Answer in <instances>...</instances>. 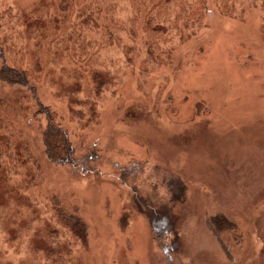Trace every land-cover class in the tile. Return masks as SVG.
Here are the masks:
<instances>
[{
	"label": "rangeland",
	"instance_id": "rangeland-1",
	"mask_svg": "<svg viewBox=\"0 0 264 264\" xmlns=\"http://www.w3.org/2000/svg\"><path fill=\"white\" fill-rule=\"evenodd\" d=\"M45 3L56 12V0H0V40L41 75L36 93L0 82V140L27 143L39 164L24 194L0 198V264H264L261 2L206 0L202 19L166 26L161 64L143 20L114 43H56L42 62L31 13ZM40 104L74 165L47 158ZM78 221L85 239L64 228Z\"/></svg>",
	"mask_w": 264,
	"mask_h": 264
},
{
	"label": "trees",
	"instance_id": "trees-1",
	"mask_svg": "<svg viewBox=\"0 0 264 264\" xmlns=\"http://www.w3.org/2000/svg\"><path fill=\"white\" fill-rule=\"evenodd\" d=\"M259 1L264 10V0ZM56 2V12L49 14L50 5L45 3L31 13L38 20H35L37 25L34 26L33 30L43 38L41 41L44 51H41L40 56L42 62H44L43 57L50 54V49L56 43L73 42L74 38L78 39L82 33L86 34L87 32L100 35L101 40H111L110 42L114 43L112 40L117 38L121 31L129 26V29L132 30L136 23L143 20L146 22H143V33L146 38L147 54L153 58L154 62L161 64L159 60L161 55H157V52H160L159 54L166 52L164 45L171 40L165 31L166 26L169 25L170 28L173 27L178 30L181 22L202 19L206 9V0H56ZM172 5L175 8L178 7V11H176L173 20H170L171 17L169 15L171 12L169 7ZM120 6L129 12L128 20H122V16H117ZM233 12L229 10V14ZM44 18H47V20H44ZM150 19L153 20L147 22ZM44 28L49 29V34L45 37ZM176 33H179V30ZM168 39L169 41H167ZM98 41L100 40H96V43ZM164 41L166 42L164 43ZM7 50L5 43L0 40V82L24 86L36 93L35 88L31 86V82L40 81L41 75L27 68L23 62L17 61L11 55V52ZM7 52L10 53V57H6ZM93 69L89 59H87L85 74L90 71L89 76L96 79L97 77L93 76L95 73ZM36 114L44 115L47 122L42 130L44 150L47 158L58 165H74L75 147L66 131L57 124L58 113L51 111L49 106L45 107V105L40 104ZM1 129L2 123L0 119V131ZM25 144L26 146L23 148L18 144L12 143L10 139L0 140V198L4 196L7 201L13 200V198L18 199L15 194L20 197V194H24L27 190L25 189L26 182L28 183L27 185H30L32 184L31 181H35L37 178L36 173L31 175L30 172L39 170V164L33 159L29 145ZM20 168H22L21 171ZM20 174L23 175L21 180L27 177L31 179L23 181L14 179ZM218 226L223 229L222 225L219 224ZM64 228H69L77 236L83 235L84 239L87 234L84 224L80 221L76 222L75 225L66 224Z\"/></svg>",
	"mask_w": 264,
	"mask_h": 264
}]
</instances>
